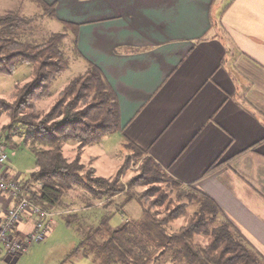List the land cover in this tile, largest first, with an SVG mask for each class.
<instances>
[{
    "label": "crops",
    "instance_id": "obj_1",
    "mask_svg": "<svg viewBox=\"0 0 264 264\" xmlns=\"http://www.w3.org/2000/svg\"><path fill=\"white\" fill-rule=\"evenodd\" d=\"M36 3L52 8L63 28H74V49L85 72L98 68L110 85L120 112L116 133L125 149L152 160L175 191L190 194L187 199L204 195L214 201L219 219L264 264V0ZM0 146L9 148L1 140ZM92 146L78 156L82 163L87 154L86 164L97 175L99 155L89 151ZM77 148H70L75 157ZM108 160L116 166L120 161ZM0 170L13 173L10 164ZM31 173L27 179L18 173L20 181L29 183ZM91 202L83 210L114 208L104 200ZM131 203L122 206L124 212ZM11 204L0 193V223ZM69 208L51 212L68 214ZM33 223L30 215L22 216L15 234L24 237ZM77 257L60 264H75ZM14 260L0 247V264Z\"/></svg>",
    "mask_w": 264,
    "mask_h": 264
},
{
    "label": "trees",
    "instance_id": "obj_2",
    "mask_svg": "<svg viewBox=\"0 0 264 264\" xmlns=\"http://www.w3.org/2000/svg\"><path fill=\"white\" fill-rule=\"evenodd\" d=\"M39 4L53 14L52 8ZM0 26V75H11L22 64L31 65L33 70L29 82L15 87L12 104L0 100V108L8 105L12 119L21 116V123L27 128L22 144L34 154L36 167L29 183L41 185L29 199L52 211L60 206L69 189L82 186L84 180L90 179L91 188L99 189L96 196L100 198L123 193L124 187L119 184L121 171L109 180L95 176L93 168L83 175L79 156L68 161L62 152V144L68 140L76 141L81 153L85 147L121 130L118 101L103 74L91 66L59 93L57 103L45 116L39 117L35 102L48 96L54 79L67 69L59 49L63 35L53 34L33 45L10 37L16 31L29 30L28 21L10 14L0 18ZM64 28L68 29V25ZM130 150L136 157L144 156L133 147ZM164 180V172L144 156L139 175L130 182V186H149L137 198L144 202L140 218L127 220L114 229L108 226L107 220L100 227L89 228L65 261L80 254L98 264H262L238 233L219 219L217 205L204 195L191 199L198 204V209L178 230H168V225L183 216L184 210L183 207L170 210L169 199L155 186ZM146 197H150L149 202L144 200ZM128 198L124 206L134 200L133 196ZM161 206L166 211L162 215L155 211ZM200 237L204 238L203 244L198 242Z\"/></svg>",
    "mask_w": 264,
    "mask_h": 264
},
{
    "label": "rangeland",
    "instance_id": "obj_3",
    "mask_svg": "<svg viewBox=\"0 0 264 264\" xmlns=\"http://www.w3.org/2000/svg\"><path fill=\"white\" fill-rule=\"evenodd\" d=\"M10 14L17 15L20 19L28 21L30 26L27 31L19 30L11 35L10 37L15 41L36 45L53 34L63 35L59 43V49L66 60L67 69L54 79L48 91V96L35 102L36 113L39 117H43L57 103L59 93L73 79L85 73L83 63L78 59L74 49V32L60 26L50 11H44L33 0H0V18ZM32 71L31 65L22 64L18 65L11 75H0V100L8 105L12 104V94L15 87L29 82L32 79ZM8 105L2 107V109L0 108V140L4 145L9 146V148H6V153L13 172L20 173L21 179H27L30 172H34V168L36 169L35 157L30 149L22 144L23 134L27 128L21 123V116L18 115L15 119H12ZM34 121L38 120L35 119ZM8 127L11 128L9 129ZM123 142L122 136L115 132L106 135L104 139L98 144L93 145L89 150L99 155L95 164L97 167V175L95 174V176L104 177V179L109 180L115 177L118 171H121L119 184L124 187L121 198L114 200V198H100L98 195L96 196L99 189L91 188V179L84 180L82 186H73L65 193L60 204V206L65 205L67 208L71 207L69 208L71 212L68 213L70 216L67 213L56 214L53 217L50 232L44 241L33 245L26 254L15 259L14 262H17L16 264H60L69 252L78 246L87 229L100 227L103 222L107 221L108 226L114 229L121 223H124V221L135 220L141 216V205L144 202H139L137 198L149 186H140L138 184L130 186V182L139 175L144 156L136 157L130 148L128 150L125 149ZM76 145L78 146V143L73 140H68L62 144L63 155L68 161L74 160L79 155L78 148L76 157L70 150L71 147ZM110 157L111 160L118 161L120 159L117 166L116 164H110L108 160ZM86 160L87 154H83L81 159L84 166L83 175H85L88 169L92 168L86 164ZM121 160L122 164L120 166ZM24 185L35 188L33 183ZM155 186L160 188L169 199L170 210L175 207H183V216L168 225V230L176 231L198 209V204L191 202L192 198H186L190 194L186 193V196H184L175 191L166 180L155 184ZM131 196L134 198L131 201L133 203L130 204L128 212H124L123 208L125 206L123 205V201H126ZM151 198L153 197L151 196ZM146 199H148V202L150 201V197L144 198V200ZM92 200H104L103 205L105 207L111 206L114 208L111 211H106L94 206L89 211L83 210V206L86 208L94 204L91 202ZM155 211H158L161 215L166 212L163 206L155 208ZM67 218L71 222L68 223ZM198 242L199 244H203L204 238L200 237ZM77 258H79L77 259L79 261L75 264H95L88 259H84L86 257H83V255L79 254Z\"/></svg>",
    "mask_w": 264,
    "mask_h": 264
},
{
    "label": "built area",
    "instance_id": "obj_4",
    "mask_svg": "<svg viewBox=\"0 0 264 264\" xmlns=\"http://www.w3.org/2000/svg\"><path fill=\"white\" fill-rule=\"evenodd\" d=\"M9 165L8 155L0 146V167ZM35 188L25 186L19 179L18 173L7 174L0 170V193L7 195L11 201L3 221L0 223V247L12 259L26 254L29 249L44 241L51 227L53 213L33 203L29 196L41 185ZM33 191V192H32ZM30 215L34 218L31 232L24 237L15 234V226L22 216Z\"/></svg>",
    "mask_w": 264,
    "mask_h": 264
}]
</instances>
